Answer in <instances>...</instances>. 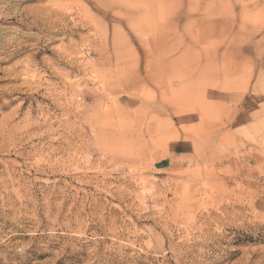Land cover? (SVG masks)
<instances>
[{
	"label": "rangeland",
	"instance_id": "374dc122",
	"mask_svg": "<svg viewBox=\"0 0 264 264\" xmlns=\"http://www.w3.org/2000/svg\"><path fill=\"white\" fill-rule=\"evenodd\" d=\"M0 264H264V0H0Z\"/></svg>",
	"mask_w": 264,
	"mask_h": 264
}]
</instances>
